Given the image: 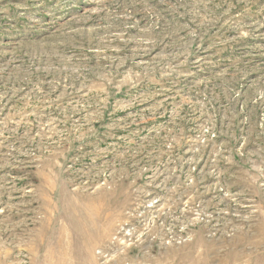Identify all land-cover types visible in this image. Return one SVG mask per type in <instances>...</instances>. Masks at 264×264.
I'll use <instances>...</instances> for the list:
<instances>
[{"label": "rangeland", "instance_id": "374dc122", "mask_svg": "<svg viewBox=\"0 0 264 264\" xmlns=\"http://www.w3.org/2000/svg\"><path fill=\"white\" fill-rule=\"evenodd\" d=\"M0 264H264V0H0Z\"/></svg>", "mask_w": 264, "mask_h": 264}]
</instances>
